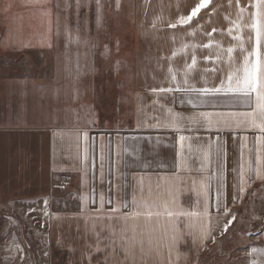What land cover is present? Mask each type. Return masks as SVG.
Here are the masks:
<instances>
[{
  "label": "crops",
  "instance_id": "crops-1",
  "mask_svg": "<svg viewBox=\"0 0 264 264\" xmlns=\"http://www.w3.org/2000/svg\"><path fill=\"white\" fill-rule=\"evenodd\" d=\"M84 1L0 0V60L30 66L0 68V133L16 134L41 170L74 175L77 218L97 225L103 255H165L170 241L185 254L186 238L203 249L207 226L224 221L226 229L231 210L264 191V0H132L131 27L99 22L105 9L117 15L111 0H86L96 23L70 24ZM77 34L92 50L83 58L91 71L70 79ZM104 45L136 49L135 57L114 51L104 61ZM56 58L61 68L51 76ZM108 65L113 72L99 71ZM105 72L118 87L100 100L92 79ZM70 114L81 118L71 124ZM33 131L39 138L18 137ZM68 216L51 220L70 224ZM261 216L253 219L264 224ZM256 244L247 264H264V232Z\"/></svg>",
  "mask_w": 264,
  "mask_h": 264
},
{
  "label": "rangeland",
  "instance_id": "rangeland-1",
  "mask_svg": "<svg viewBox=\"0 0 264 264\" xmlns=\"http://www.w3.org/2000/svg\"><path fill=\"white\" fill-rule=\"evenodd\" d=\"M85 2L88 1L85 0ZM88 3V6L83 5L81 8L75 6L71 9L70 12L73 14L70 24L75 23V20L78 23L79 18L83 22L86 21L87 24L96 23L95 17L92 15L95 6L93 3ZM111 3L115 4L116 8L113 11H116L117 15L110 16V12L105 9L104 16L99 18L100 23L101 21L109 23L110 19L122 26L131 27L135 24L132 0H111ZM79 10H81V16L88 10V14H91L92 17H76ZM58 23L62 24V22ZM118 35L122 37L117 40H121L127 34L118 33ZM86 39L90 41L89 34H86ZM74 40L77 43L74 50L75 56L80 60L71 62L70 79L76 77L77 71H91L90 64H86L83 58L89 56L92 50L86 49V40L82 34L75 35ZM104 46L107 59L103 60L106 61L109 60L110 54L108 55V53L114 54V51L117 50ZM53 51L61 50L54 49ZM64 51H69V55L74 56L73 49ZM117 52L119 57H126L128 61H132L136 49L132 52V50L119 48ZM25 58L30 59L28 55ZM120 60L117 64L118 71L124 73L128 70V64L122 58ZM3 61L0 60L2 72L14 71L16 68L15 71L19 73V70L22 71V65L30 67L29 64H25V61L16 60L18 64L15 65H13L15 59L11 61V64ZM60 62L62 61L58 58L55 59V64L53 63V67L49 71L51 76H54L52 73L60 70ZM106 66L103 65L102 67ZM32 67L39 70L41 65L37 63ZM111 67L113 66L108 65V70L100 68L99 71L113 72ZM106 72L92 79V84L96 83V86L98 79V88L103 91L102 96L100 93L98 95L100 100L107 98L111 88L118 87V81H114V77L109 76ZM49 78L52 80L51 77ZM88 81L91 82V79ZM79 114L81 117L83 114L90 115L82 111H79ZM75 115L70 114L71 124L76 122ZM4 130L7 131V129ZM20 134H25L18 135L19 138L25 137V139L29 136L30 139H37L41 135L40 132L34 133V131L33 133ZM46 137L43 136L42 138ZM15 140L18 138L12 132L0 133V264H247L250 246L253 242L254 245H257L258 238L264 232L262 220L253 219L259 213L262 214L260 218L264 217V191H262L263 193H260L254 200L247 201L245 206L231 210V213L235 212L236 219L226 229L224 221L207 226L212 233L208 237L206 234L205 238L211 239L207 241L203 249L197 248L196 244L192 243L193 239L186 238L183 240L184 243L188 244L183 246L186 251L185 254L176 255L173 242L170 241L166 248L169 247L172 253L163 248L165 255H153L144 258L103 255L101 250H97V225H82L80 224L81 220L77 218L81 216L79 214L81 212L76 207L79 192H77L78 181L73 177L74 175L62 174L56 178L49 173V170L48 172L41 170L39 167L40 159H31L30 153L32 152H25L27 146L18 147ZM6 142L8 143L6 144ZM1 143H5L6 146L2 145L1 147ZM17 166L24 167L18 169ZM68 204L71 206L68 207ZM61 213H69L68 217H72L73 222L68 224V219L63 217L51 220V217L61 216ZM187 227L193 228V226ZM207 232L210 233L209 230ZM170 236H175L176 245H180L179 237L181 235L178 237L176 234ZM187 249L194 256L189 257ZM195 249L198 250L197 255Z\"/></svg>",
  "mask_w": 264,
  "mask_h": 264
}]
</instances>
